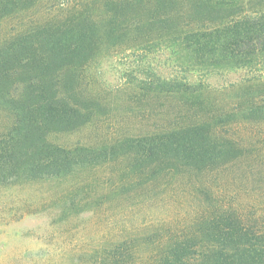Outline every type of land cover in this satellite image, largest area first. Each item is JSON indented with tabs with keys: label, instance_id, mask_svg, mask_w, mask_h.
Wrapping results in <instances>:
<instances>
[{
	"label": "trees",
	"instance_id": "obj_1",
	"mask_svg": "<svg viewBox=\"0 0 264 264\" xmlns=\"http://www.w3.org/2000/svg\"><path fill=\"white\" fill-rule=\"evenodd\" d=\"M38 1L0 0V26L19 19L0 44V107L16 119L0 135V190L69 179L123 157L128 178H138L134 189L172 178L166 184L174 190L176 178L204 177L194 185L202 200L179 207L153 234L147 261L264 264V216L212 191L224 176L242 173L250 154L228 127L264 123V0H106L97 16L88 4L94 0H80L66 20L26 22ZM132 42L137 50L123 57L146 58L150 75L140 78L134 64L130 83L140 96L180 101L176 121L95 146L59 142L58 135L88 127L108 125L109 133L112 123L99 119L103 105L88 89L89 71ZM229 91V106L217 104ZM109 256L112 264L134 259L127 245Z\"/></svg>",
	"mask_w": 264,
	"mask_h": 264
},
{
	"label": "rangeland",
	"instance_id": "obj_2",
	"mask_svg": "<svg viewBox=\"0 0 264 264\" xmlns=\"http://www.w3.org/2000/svg\"><path fill=\"white\" fill-rule=\"evenodd\" d=\"M105 1L88 3L95 16L103 12ZM82 5L80 0H39L25 21H63ZM17 20L1 24L0 44L11 35ZM138 44L132 42L111 50L106 60L89 71L88 89L103 105L99 119H110L112 123L109 133L104 129L108 125L88 127L58 135L59 142L95 146L176 121L184 110L180 101L140 96V89L130 83L137 77L130 70L134 64L143 69L140 78L150 75L145 68L146 58L123 57L136 51ZM131 46L136 47L126 49ZM233 96L234 91L225 92L218 96L217 104L224 101L228 105ZM15 120L11 111L0 107V135L8 132ZM228 128L237 133L236 138L243 141L250 154L239 164L242 173L224 176L223 185H215L212 191L226 201L227 197L236 198L237 206L245 213L256 210L264 216V123L234 122ZM127 162L128 158L123 157L110 167H98L69 179L1 189L0 264H112L110 252L126 245L134 258L128 263L151 264L147 257L156 246L150 242L153 234L176 217L179 207H191L202 200L194 185H202L206 179L176 178L179 184H192L191 189L178 184L173 190L166 184L172 178H159L143 190L134 189L138 178H128L123 169Z\"/></svg>",
	"mask_w": 264,
	"mask_h": 264
}]
</instances>
